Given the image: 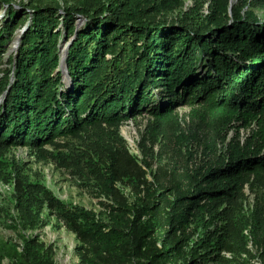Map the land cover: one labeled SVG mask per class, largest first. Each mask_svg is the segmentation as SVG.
Returning <instances> with one entry per match:
<instances>
[{"label": "trees", "instance_id": "obj_1", "mask_svg": "<svg viewBox=\"0 0 264 264\" xmlns=\"http://www.w3.org/2000/svg\"><path fill=\"white\" fill-rule=\"evenodd\" d=\"M149 1L147 7L139 0L123 7L114 0L93 9L81 3L64 14L60 7L34 6L20 19L15 4L0 0L9 8L0 23V67L15 30L31 20L0 78V97L6 93L0 152L12 145L43 146L87 128L118 126L147 112L162 119L182 105L202 103L225 117H264V18L252 9L264 7V0H244L241 6L211 0L208 12L192 8L180 13L178 24L155 14L175 12L185 0ZM77 11L87 18L81 29ZM65 37L73 38L67 57L71 89L57 71ZM103 168L100 190L117 197L121 170L115 162ZM263 169L264 155L257 149L230 143L226 156L188 172L178 187L153 185L145 176L134 182L146 193L135 205L117 201L113 225L52 193L46 196L57 218L82 243L84 264H231L249 252L247 221L230 224L233 207L252 174ZM23 198L24 230L34 229L39 212ZM254 221L263 244L264 218ZM196 233L199 240L191 245ZM25 245L21 264H56L38 240L26 238ZM5 250L0 246V264Z\"/></svg>", "mask_w": 264, "mask_h": 264}, {"label": "rangeland", "instance_id": "obj_2", "mask_svg": "<svg viewBox=\"0 0 264 264\" xmlns=\"http://www.w3.org/2000/svg\"><path fill=\"white\" fill-rule=\"evenodd\" d=\"M10 1L21 11L18 17L22 19L25 9L31 11L34 6L60 7V13L64 14L66 8L81 3V6L93 9L114 0ZM115 1L125 7L133 0ZM243 1L232 0V5L239 3L241 6ZM139 2L142 7L150 5L149 0ZM210 3L211 0H185L175 12L155 16L170 24H178L182 22L180 13L198 6L202 7V12H208ZM252 9L264 18V7ZM8 11L7 5L0 4V23L7 18ZM75 13L77 27L81 29L87 18L78 11ZM30 21L17 28L7 44L9 49L2 54L0 78L5 68H9L10 56L15 57L19 51L21 38ZM72 39L65 37L61 41V63L57 70L62 73L63 82L69 89L74 85L66 69ZM5 96L6 93L0 97V107ZM260 118L237 114L225 117V114L210 111L202 103L182 105L162 119L147 112L126 119L118 126L87 128L78 136L56 137L43 146L12 145L4 148L0 152V246L6 249L3 264H21L20 255L25 252L26 238L38 240L49 249L56 264H84L79 250L82 243L54 214L46 192L69 205L91 210L113 225L111 214L118 205L117 201L125 199L129 205H135L144 197L145 186L142 184L141 190L134 186V182L144 176L153 185L178 187L188 172L226 156L230 143L250 146L264 155V117ZM112 162L122 173V180L116 183L117 197H108L100 190L99 178L105 172L103 167ZM24 195L34 211L39 212V224L34 229L24 230L27 228L23 225L20 207ZM233 209L231 225L247 221L244 234L249 252L231 264H264V243H259L254 232L255 216L264 218V169L252 174L240 203ZM128 215L134 217L132 212ZM192 235L191 245L199 240L198 233ZM222 255L233 259L231 253L223 252Z\"/></svg>", "mask_w": 264, "mask_h": 264}, {"label": "water", "instance_id": "obj_3", "mask_svg": "<svg viewBox=\"0 0 264 264\" xmlns=\"http://www.w3.org/2000/svg\"><path fill=\"white\" fill-rule=\"evenodd\" d=\"M70 47V46H69ZM68 53V52H67ZM68 55V54H67ZM68 57V56H67ZM66 69H67V60H66Z\"/></svg>", "mask_w": 264, "mask_h": 264}]
</instances>
